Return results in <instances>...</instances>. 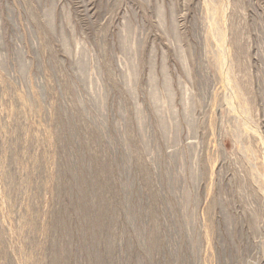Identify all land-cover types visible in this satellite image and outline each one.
Listing matches in <instances>:
<instances>
[{"label":"rangeland","instance_id":"374dc122","mask_svg":"<svg viewBox=\"0 0 264 264\" xmlns=\"http://www.w3.org/2000/svg\"><path fill=\"white\" fill-rule=\"evenodd\" d=\"M0 264H264V0H0Z\"/></svg>","mask_w":264,"mask_h":264}]
</instances>
